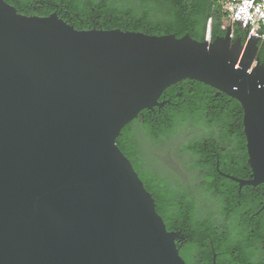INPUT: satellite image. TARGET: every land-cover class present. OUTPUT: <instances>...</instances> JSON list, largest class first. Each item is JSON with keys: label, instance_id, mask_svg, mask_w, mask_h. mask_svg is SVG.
<instances>
[{"label": "water", "instance_id": "95a60500", "mask_svg": "<svg viewBox=\"0 0 264 264\" xmlns=\"http://www.w3.org/2000/svg\"><path fill=\"white\" fill-rule=\"evenodd\" d=\"M184 35L77 30L0 0V264H186L116 144L182 80L235 99L253 179L264 183V65L232 26Z\"/></svg>", "mask_w": 264, "mask_h": 264}, {"label": "trees", "instance_id": "16d2710c", "mask_svg": "<svg viewBox=\"0 0 264 264\" xmlns=\"http://www.w3.org/2000/svg\"><path fill=\"white\" fill-rule=\"evenodd\" d=\"M4 1L13 6L19 14L26 16L45 17L56 13L77 30L119 29L156 36L174 35L176 38L188 35L198 42L205 40L207 27L210 29L211 41L224 36L223 25L227 21V15L212 0ZM232 36V41L239 38L241 44L247 39V33L241 30L238 24L232 25ZM258 46V57L264 65V43L258 41ZM198 83L202 87L212 89L204 83ZM173 86L166 89L169 93L166 98L173 96L174 91H168ZM228 99L235 105L232 110H226L225 107H222L223 111L201 108L178 113L173 108H168L159 114L160 108L156 107V115L151 116H148L147 112L150 110H143L121 130L116 139L117 146L131 162L144 188L153 197L155 209L162 217L167 230L172 226V213L166 207L168 204H175L177 198H186L191 207L195 206L193 194H199L211 202L219 198L216 192L201 184L204 178L201 170L205 165L203 155L213 152L214 148L218 152L221 151L217 142L221 144L219 146L225 145V152H231L225 138L230 123H239L233 124L235 127L241 125L242 109L235 99L227 96ZM216 126L223 130V135L215 133ZM186 130L197 132L178 145L173 144ZM170 157L183 161V168L197 183L189 184L182 179L180 173L171 172L173 164ZM196 215L185 226L189 238H192L196 245L212 241L216 249L221 245L228 250L238 246L248 264H264V257L259 261L253 259L256 252L251 247L246 231L238 228L234 222H228L225 226L200 213ZM262 253L264 254V250Z\"/></svg>", "mask_w": 264, "mask_h": 264}, {"label": "flooded vegetation", "instance_id": "af4514ba", "mask_svg": "<svg viewBox=\"0 0 264 264\" xmlns=\"http://www.w3.org/2000/svg\"><path fill=\"white\" fill-rule=\"evenodd\" d=\"M171 90L174 94L170 98H166L169 94L167 90L161 95L159 101H164L165 104L158 110L159 114L168 108H173L178 113L201 108L211 111H223L222 107L226 110L235 108L232 100H227V95L213 88L202 87L195 80H182L168 91ZM155 109L156 107L147 111L148 116L156 115ZM142 119L144 120V115ZM230 124L225 141L231 152H225V145L219 146L221 144L217 142L221 151L218 152L214 148L213 152L203 155L205 165L201 170L204 177L201 184L216 192L219 198L211 202L199 194H193L194 207L189 206L187 199L183 197L177 198L175 204H168L166 207L172 213V226L168 231L177 232L182 236L176 239L175 244L186 264H248L238 246L228 250L221 245L216 249L212 241L196 245L193 239L189 238L185 226L199 213L225 226L228 222H234L238 228L246 231L251 247L256 252L253 259L259 261L264 257V183H246L253 177L248 165L242 119L240 126L233 125L239 123ZM215 133L223 135V130L216 126Z\"/></svg>", "mask_w": 264, "mask_h": 264}, {"label": "built area", "instance_id": "2783aa9c", "mask_svg": "<svg viewBox=\"0 0 264 264\" xmlns=\"http://www.w3.org/2000/svg\"><path fill=\"white\" fill-rule=\"evenodd\" d=\"M227 15L225 24H238L239 28L249 35L264 41V0H212Z\"/></svg>", "mask_w": 264, "mask_h": 264}, {"label": "rangeland", "instance_id": "374dc122", "mask_svg": "<svg viewBox=\"0 0 264 264\" xmlns=\"http://www.w3.org/2000/svg\"><path fill=\"white\" fill-rule=\"evenodd\" d=\"M228 25H229V23H226L225 27H227ZM196 132L197 131H195V130L184 131L181 135H179L177 137L176 141H174L173 144L178 145L179 143L183 142L185 139H188L189 137L194 136L196 134ZM170 159H172L171 163L173 164V165H171V169H170L171 172L180 173V175L182 176V179L189 184L194 185L197 183V180L193 179L192 175L183 168V163H184L183 161L182 162H180L178 160L176 161L174 158H171V157H170Z\"/></svg>", "mask_w": 264, "mask_h": 264}, {"label": "crops", "instance_id": "0c3cea01", "mask_svg": "<svg viewBox=\"0 0 264 264\" xmlns=\"http://www.w3.org/2000/svg\"><path fill=\"white\" fill-rule=\"evenodd\" d=\"M260 42H263L264 43V41H260Z\"/></svg>", "mask_w": 264, "mask_h": 264}]
</instances>
